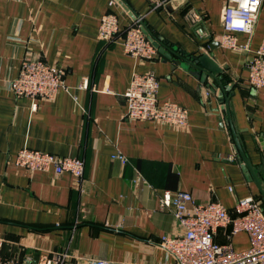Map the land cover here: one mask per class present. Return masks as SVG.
Masks as SVG:
<instances>
[{
  "label": "crops",
  "instance_id": "1",
  "mask_svg": "<svg viewBox=\"0 0 264 264\" xmlns=\"http://www.w3.org/2000/svg\"><path fill=\"white\" fill-rule=\"evenodd\" d=\"M0 0V240L2 258L36 264L66 252L116 264L165 263L158 246L181 227L160 210L167 191L196 202L260 198L242 172L226 113L264 189V89L248 85L247 62L264 39V1L248 52L222 48L227 0ZM115 12L122 29L142 18L157 38L188 54H208L220 83H202L194 69L163 57L136 60L121 42L98 39L102 16ZM202 31V32H201ZM245 45L247 36H237ZM218 46L211 50L210 44ZM29 54L65 72L54 101L18 98L11 90ZM154 73L158 100L186 108L187 128L126 118L125 94L135 74ZM85 80L88 88H82ZM206 92L209 96L206 97ZM37 108H34V104ZM84 160V179L28 172L15 163L22 148ZM127 159L123 164L113 156ZM230 187L233 190H230ZM216 240L226 242L223 233ZM248 248L246 234L233 240Z\"/></svg>",
  "mask_w": 264,
  "mask_h": 264
},
{
  "label": "built area",
  "instance_id": "2",
  "mask_svg": "<svg viewBox=\"0 0 264 264\" xmlns=\"http://www.w3.org/2000/svg\"><path fill=\"white\" fill-rule=\"evenodd\" d=\"M264 0H227L223 10L224 34L218 43L222 48L248 52ZM118 4L112 0L110 5ZM143 19L134 20L122 29L120 17L113 11L106 12L100 21L98 39L107 44L121 42L125 53L136 60H154L157 49L142 30ZM247 36L245 45L239 44L237 36ZM248 85L254 90L264 89V39L247 62ZM65 72L46 61L29 54L21 63L20 72L11 83V90L18 98L32 101H54L65 88ZM88 88V81L82 85ZM159 80L154 73L135 74L125 94L128 110L126 118L131 121H155L177 128H187L188 110L177 103L158 100ZM209 92H206V97ZM34 104V108H37ZM113 159L127 163L124 156ZM28 172L53 171L60 176L71 174L79 182L84 179L85 162L79 158L62 157L22 148L15 161ZM232 191L233 188L230 187ZM160 210L169 212L181 227L179 234L164 235L158 246L167 254L168 261L153 264H264V207L262 201L249 196L237 201L236 213L218 201L196 202L186 191H167L159 200ZM220 233L226 242L219 243ZM246 234L249 246L235 250L233 240ZM3 241L0 240V264H23L19 260L2 258ZM66 252L42 254L36 264H116L105 259L85 258L72 263ZM151 264V263H144Z\"/></svg>",
  "mask_w": 264,
  "mask_h": 264
},
{
  "label": "water",
  "instance_id": "3",
  "mask_svg": "<svg viewBox=\"0 0 264 264\" xmlns=\"http://www.w3.org/2000/svg\"><path fill=\"white\" fill-rule=\"evenodd\" d=\"M120 1V0H117ZM122 1V2H121ZM121 5L129 9V6L124 2V0H121ZM135 19H137L138 16L134 12L133 13ZM142 30L145 33L146 36H148L150 42L154 46L155 49L165 58L172 60L173 58H176L175 62L176 64L183 66L185 68H192L194 71H191V74L198 77L199 80L202 81V83H205L208 78L213 80L217 85H219L222 90L225 92L224 87L220 83L219 76L223 73L219 65L215 62V60L209 56L208 54H188L186 52H183L181 50H177L174 46H169L168 42L165 40H161L160 38H157L153 32L147 27V25L142 21L141 23ZM202 32V31H201ZM218 46L217 42H214L210 44L211 50H214ZM227 97H225L223 100L226 103V113L230 124V130L232 139L235 145V148L239 155V163L242 169V172L246 175L247 179L250 182H253L258 187L262 199L264 201V189L262 187V184L254 170V167L251 165L249 158L244 151L242 144L240 142V139L237 136L236 131L234 130L231 118H230V109L228 106Z\"/></svg>",
  "mask_w": 264,
  "mask_h": 264
},
{
  "label": "trees",
  "instance_id": "4",
  "mask_svg": "<svg viewBox=\"0 0 264 264\" xmlns=\"http://www.w3.org/2000/svg\"><path fill=\"white\" fill-rule=\"evenodd\" d=\"M258 199H260V200L262 201V205H263V207H264V201H263L262 197H260V198H258Z\"/></svg>",
  "mask_w": 264,
  "mask_h": 264
}]
</instances>
